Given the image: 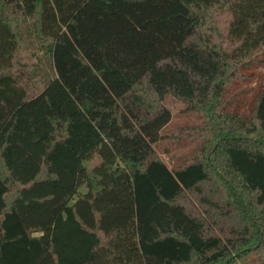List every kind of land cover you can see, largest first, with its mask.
Segmentation results:
<instances>
[{"label":"trees","instance_id":"16d2710c","mask_svg":"<svg viewBox=\"0 0 264 264\" xmlns=\"http://www.w3.org/2000/svg\"><path fill=\"white\" fill-rule=\"evenodd\" d=\"M0 264H264V0H0Z\"/></svg>","mask_w":264,"mask_h":264},{"label":"rangeland","instance_id":"374dc122","mask_svg":"<svg viewBox=\"0 0 264 264\" xmlns=\"http://www.w3.org/2000/svg\"><path fill=\"white\" fill-rule=\"evenodd\" d=\"M167 105L172 109L173 112V118L167 125V129L170 133H178V127L183 125L184 123L191 122L193 120V117L190 116L187 112L183 111L184 103L181 100H178L174 97L167 98ZM188 149V147H187ZM163 156L165 159H167L166 154L163 153Z\"/></svg>","mask_w":264,"mask_h":264}]
</instances>
